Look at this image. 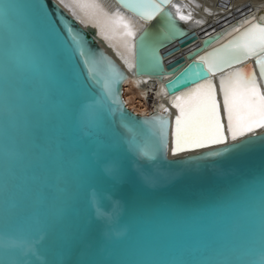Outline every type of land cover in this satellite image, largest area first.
Here are the masks:
<instances>
[{
	"label": "water",
	"instance_id": "obj_1",
	"mask_svg": "<svg viewBox=\"0 0 264 264\" xmlns=\"http://www.w3.org/2000/svg\"><path fill=\"white\" fill-rule=\"evenodd\" d=\"M262 15L264 9L258 17ZM161 17L148 21L146 28L156 27ZM256 22L254 19L237 30ZM69 26L85 38L97 56L109 58L125 77L115 85V93L122 102L123 114L131 119L126 128L111 126V140L124 158L127 171L115 187L97 173V187L110 190L111 197V206L100 208L102 216L96 215L101 202L91 194L95 189L84 187L91 145L81 138L76 123L78 103L96 95L97 88L85 80L86 70L72 51L65 31ZM237 30L224 39L222 34L206 36L186 59L169 69L156 52L159 68L152 72L169 75L165 86L173 96L195 87L202 81L180 79L177 83V78L200 56L226 44ZM143 31L135 39L137 74L151 72L141 61ZM249 60L264 89L255 58ZM249 60L236 67L243 68ZM127 76V70L101 45L94 31L59 1L0 0V227L10 226L21 215L46 217L50 235L44 251L55 255L65 240L69 242V250L60 257L62 264H221L223 260L234 264L249 245L264 243V187L258 185L264 175V152L211 156L208 154L224 147L213 145L174 154L179 110L169 114L135 112L123 97ZM212 79L215 81V77ZM82 84L88 85L87 92ZM216 85L229 144L240 143L230 139L219 82ZM119 116L116 113L109 120L118 121ZM156 117L169 122L167 150L149 160L132 151L127 141L129 137L137 142L149 141V128ZM144 121L150 123L145 125ZM252 182L256 186L240 193L237 207L198 216L182 210L214 204ZM127 225L126 234L117 236ZM109 230L115 239L102 241ZM6 255L13 254L0 251V264H6ZM31 264L38 262L33 260ZM39 264H47V257H42Z\"/></svg>",
	"mask_w": 264,
	"mask_h": 264
},
{
	"label": "snow or ice",
	"instance_id": "obj_2",
	"mask_svg": "<svg viewBox=\"0 0 264 264\" xmlns=\"http://www.w3.org/2000/svg\"><path fill=\"white\" fill-rule=\"evenodd\" d=\"M72 3L88 2L96 4L97 0H71ZM63 4L64 0H60ZM121 8L133 13L127 17L125 28L128 35H135L136 31L143 29L140 37V47H146L155 52V45L162 40L170 39L175 34L174 16L178 11H165L166 6L172 5L173 0H117ZM161 14L163 16L161 17ZM117 16L123 14L116 13ZM139 17V19H135ZM160 22L154 30H148L141 21ZM184 17L181 16V19ZM135 30V31H134ZM71 42L72 51L79 58L86 70L85 80L95 85L96 95L91 96L87 102H79L76 110V123L80 136L90 142L89 166L84 176V187L95 189L91 194L101 203L97 207L96 215L102 216L100 208L111 206L110 190L97 187V173L100 179L108 180L113 187L125 179L127 166L125 160L118 153L117 145L111 140L114 135L112 127L119 124L126 128L130 117L123 114L120 107L122 102L116 98L115 85L124 79L122 73L113 62L105 56H97L88 46L85 38L69 26L65 29ZM226 44L206 52L199 57V61L189 65L181 76L177 78L187 82H196L195 87L173 96L171 103L179 110L175 117L174 148L173 153L192 151L213 145L224 146L209 153L211 156H220L227 152H264V89L257 78L256 71L249 65L247 68L236 67L245 61L255 58L259 69V78L264 79V15L256 23L249 26ZM233 68L227 75L220 77L219 87L222 93V105L226 115L227 130L233 142L229 144V136L225 134V123L221 117V102L217 99V85L212 77L217 73ZM87 92L88 85L82 84ZM174 86V85H171ZM184 102L178 103L181 98ZM120 113L118 121H111L109 117ZM148 125L149 121L143 122ZM149 134L151 139L147 142H137L134 137L128 138V147L140 157L154 160L158 154L167 150V134L169 122L164 117H156L151 122ZM254 134V135H249ZM107 137L108 139H103ZM248 137V139H242ZM150 177L146 180L150 181ZM264 187V175L258 181ZM256 186V182L241 188L235 194L208 206L192 209H182L190 216H198L218 211L224 208L237 207L240 203V193ZM41 215H21L10 226L0 227V251L6 255L5 261L11 264H31L36 260L39 264L42 257H47V264H62L60 259L63 253L69 250V242L65 240L55 255L44 251L45 242L50 235V224L46 217ZM24 223L31 226L23 227ZM124 232L116 235L122 237ZM237 229H234V231ZM115 239L111 230L104 234L102 241L110 242ZM221 264H233L227 260ZM234 264H264V243L249 245Z\"/></svg>",
	"mask_w": 264,
	"mask_h": 264
},
{
	"label": "bare ground",
	"instance_id": "obj_3",
	"mask_svg": "<svg viewBox=\"0 0 264 264\" xmlns=\"http://www.w3.org/2000/svg\"><path fill=\"white\" fill-rule=\"evenodd\" d=\"M61 5L77 17L82 25L92 29L101 45L127 70L123 97L129 108L147 115L154 112L169 114L177 109L171 103L173 94L165 86L169 75L152 72L159 68L156 52L161 54L166 69H169L186 59V54L200 45L206 36L222 34L221 39H224L240 26L254 19L259 21L258 15L264 9V0H176L175 4L173 1L165 11L179 13L174 16L175 34L156 44L154 53L147 47L143 50L140 47L142 64L151 71L141 74L134 70L135 39L143 29L136 31L135 35H128L125 28L127 17L133 16V13L121 8L115 0H97L96 4L64 0ZM118 10L122 16L116 15ZM181 16L184 18L181 19ZM141 23L146 26L149 24L148 21ZM154 29L151 27L149 30ZM249 65L254 69L252 60L243 68ZM221 75L214 76L216 83L220 82ZM184 100L182 97L178 103Z\"/></svg>",
	"mask_w": 264,
	"mask_h": 264
}]
</instances>
